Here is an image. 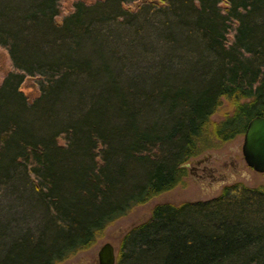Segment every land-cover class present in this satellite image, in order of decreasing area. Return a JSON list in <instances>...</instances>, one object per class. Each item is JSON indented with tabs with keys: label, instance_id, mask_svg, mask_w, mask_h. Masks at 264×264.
Instances as JSON below:
<instances>
[{
	"label": "trees",
	"instance_id": "16d2710c",
	"mask_svg": "<svg viewBox=\"0 0 264 264\" xmlns=\"http://www.w3.org/2000/svg\"><path fill=\"white\" fill-rule=\"evenodd\" d=\"M147 7L150 12L172 14L176 25L188 29V40H198L194 45L201 53L194 69L199 74L193 75L191 67L179 77L183 81L175 92L152 94V99L129 80L125 104L130 119L107 117L104 110L103 117L88 124L91 136L78 137L80 143L88 140L87 149L79 151L73 125H84L81 119L93 107L90 102L100 84L86 82L89 67L84 71L74 66L79 61L73 58L77 41L89 34L92 21L128 23L122 15L134 17ZM91 12L96 19H89ZM22 18L37 32L62 31L69 43L64 46L68 57L59 65L49 60L25 62L18 56L20 47L12 32L0 25V46L13 61L0 97L4 92L17 94L23 110L34 112L49 96L56 99L54 94L61 93L71 77L74 90L85 85L84 93L90 92L86 107H75L74 115L66 110V123L53 120L49 106L45 116L53 121H42L53 124L55 132L32 133L36 139L52 141L46 147L56 157L47 167L33 155L38 146L30 140L0 150V162L9 149L17 151L0 168V192L14 169L23 166L47 215L38 238L21 236L2 251L0 264H58L88 249L131 206L179 185L187 173L183 163L221 148L243 134L251 118L264 115V0H97L78 1L73 9L63 0H34ZM80 60L93 66L90 59ZM113 63L111 70L121 80L120 60L112 54L107 53L97 72L110 70ZM28 78L39 92L33 100L22 88ZM118 87L123 88L121 81ZM74 94L80 102L83 95L80 98L78 90ZM225 101L228 111L221 120L213 119ZM142 108L143 114L153 113L154 121H142ZM59 138L65 139L64 146L58 144ZM115 264H264V184L235 182L209 199L157 203L146 220L124 234Z\"/></svg>",
	"mask_w": 264,
	"mask_h": 264
},
{
	"label": "rangeland",
	"instance_id": "374dc122",
	"mask_svg": "<svg viewBox=\"0 0 264 264\" xmlns=\"http://www.w3.org/2000/svg\"><path fill=\"white\" fill-rule=\"evenodd\" d=\"M33 1L0 0V25L9 29L16 38V42L20 47L18 56L21 60L29 63L35 60H49L59 65L64 58L68 57L65 54L64 46L66 47L69 43L63 39L64 33L62 31H59L56 35L51 32L46 34L45 30L37 32L22 18L24 11ZM78 1L89 4L97 0H63V5L73 9ZM95 15L91 12L89 19H96ZM122 16L127 18L128 23L121 24L115 20L107 23L92 21L93 25L91 24L89 34H84L82 36L83 40L77 41L78 45L74 50L73 58L79 60L74 63V66L84 71H87L89 67L87 74L90 78L86 82L93 83L96 81L100 84L99 93L90 102L93 107L81 119L85 122L84 125L77 123L73 125L77 135L72 137L75 138V146L79 151L83 150L82 147L87 149L88 145L85 143H88V140L80 143L77 141L78 137L84 134L91 136L88 124L92 121L97 122L96 118L98 117H103L104 110L107 117L129 116L130 119V110L125 104L127 101L126 83L130 85L129 80L137 82L135 86L151 94L148 99H152L153 95L158 97L175 92L177 83L183 81L181 78L185 77L186 72L191 71V67L193 68L191 71L193 75L198 76L199 74V71L194 69L198 58L197 54L201 53L199 52L200 47L194 45L198 40L194 39L195 43L190 42L188 40L190 35L188 29L183 25H176L178 19L172 14H162L158 11L150 12L147 7L143 8L134 17ZM103 42H105L104 46L102 45ZM107 53L120 60L118 68L122 67L121 80L111 70L114 63L110 70L97 72L98 68L96 67L102 65L101 63L107 57ZM85 58L90 59L93 66L85 60H80ZM12 68L13 61L10 54L0 46V86L5 75ZM73 78H70V83L71 80H74ZM174 79L179 80L174 81ZM120 81L123 88L118 87ZM70 83L68 82L61 93H57V96H55L56 93L54 94L56 99H53V95L49 96L34 112L30 108L26 109L27 111L23 110L17 94L2 93L3 96L0 97V150L4 152L5 147L8 145L17 146L30 140L38 146L33 155L40 157L43 162L42 165L47 167L49 160L53 163V158L56 155L46 147V144L51 145L52 141L48 138L41 141V139L32 137V133L35 136H43V133H53L56 131L55 127L53 124L47 123L55 119L63 120V123H66L69 121L65 116L67 115L66 110L71 112L74 111L75 107H86L90 91L86 90L84 93L85 85H77L75 90L79 91V97L81 98V95H83L82 100L79 102V99L75 98V90ZM59 87H57V90ZM22 88L30 100L39 95L32 78L26 79ZM3 98L5 100L1 101ZM136 103L138 102L136 101ZM49 106L54 109H51L53 110L51 113L53 120L51 118L48 120L45 116L49 112ZM226 111H228V106L225 101L220 110L213 114V119L221 120ZM143 112L144 109L142 108V121H154L155 116L152 115V112L149 114H143ZM72 114L74 115V113ZM42 120L48 122L45 123ZM111 123L113 124V121ZM243 141L244 133L227 142L221 148L206 150L199 156L190 159L186 162L189 164L186 167V176L179 185L151 198L145 203L134 204L124 214L114 218L107 225L95 245L72 254L58 264H96L95 257L98 248L107 241L117 248L125 232L133 225L146 220L157 203L209 199L219 195L224 186L235 182H243L254 187L264 184V172L254 171L244 159L242 153ZM57 142L60 146L66 144L65 139L59 138ZM16 153L17 151L13 150L11 152L9 149L7 157L2 158L0 162V168L3 169L5 165L9 164L8 159ZM204 154H211L209 158L210 167L214 169L213 177H200L189 171L191 161L200 160ZM57 165L59 164L56 163L54 166L58 170L61 169ZM138 172L137 170L136 173ZM46 218V210L38 200L36 190L26 175L24 167L19 166L16 170L14 169L13 177L6 180L4 188L0 192V256L4 249L10 247L21 236L30 235L35 236L32 237L33 239H37L40 234L39 230L44 226Z\"/></svg>",
	"mask_w": 264,
	"mask_h": 264
},
{
	"label": "water",
	"instance_id": "95a60500",
	"mask_svg": "<svg viewBox=\"0 0 264 264\" xmlns=\"http://www.w3.org/2000/svg\"><path fill=\"white\" fill-rule=\"evenodd\" d=\"M242 153L248 166L255 171L264 172V115H257L250 119L242 144ZM99 256L101 264H115L116 257L111 243H105Z\"/></svg>",
	"mask_w": 264,
	"mask_h": 264
},
{
	"label": "flooded vegetation",
	"instance_id": "af4514ba",
	"mask_svg": "<svg viewBox=\"0 0 264 264\" xmlns=\"http://www.w3.org/2000/svg\"><path fill=\"white\" fill-rule=\"evenodd\" d=\"M209 157H211V154H204L203 155V158H201L200 160H196V161H194V160H192L191 161V169H189V171L190 172H193L194 174H196V175H198V176H200V177H206V176H212L213 177V175H214V169H212V167H210V158ZM189 164L188 163H183L182 164V167H187ZM252 168V167H251ZM253 169V168H252ZM186 171H187V168H186ZM255 171V170H254ZM185 176L186 175H184V177H183V180H184V178H185ZM140 223V222H139ZM138 224V223H137ZM136 225V224H135ZM134 226V225H133ZM132 226V227H133ZM128 231V230H127ZM126 231V232H127ZM125 232V233H126ZM124 236V235H123ZM122 236V237H123ZM122 237H121V239H120V241H119V243H118V246H117V248L111 243V242H109V241H107V242H105V243H111V245L113 246V251H114V253H115V257H116V261H117V256H118V252H119V247H120V242H121V240H122ZM104 243V244H105ZM103 244V245H104ZM95 245V244H94ZM103 245H101L100 246V248H98V250H97V252H96V257H95V262H96V264H101V259H100V256H99V252H100V250H101V248H102V246ZM93 246V245H92ZM91 246V247H92ZM91 247H89V248H91ZM88 248V249H89Z\"/></svg>",
	"mask_w": 264,
	"mask_h": 264
}]
</instances>
